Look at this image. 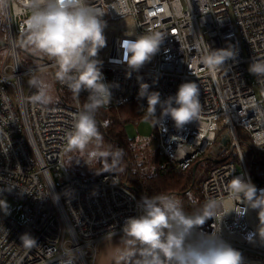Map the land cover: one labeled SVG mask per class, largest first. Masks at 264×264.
<instances>
[{
    "label": "built area",
    "instance_id": "1",
    "mask_svg": "<svg viewBox=\"0 0 264 264\" xmlns=\"http://www.w3.org/2000/svg\"><path fill=\"white\" fill-rule=\"evenodd\" d=\"M92 2L105 11L107 24V43L97 56L101 71L111 72L107 106L136 102L145 114L147 98L139 97L140 83H147L149 92H159L161 101L174 96L180 84L197 83L199 119L180 129L171 117L156 125L165 156L162 171L185 172L214 146L217 153L211 156L219 161L213 160L202 184L205 201L223 202L221 212L235 206L247 210L221 219L217 215L197 231L211 234L219 229L218 235L241 252L243 264H264L258 210L232 200L230 191L237 176L250 180L258 195L264 190L254 179L238 136L240 128L251 137L253 153L264 152V82L248 71L252 61H264V0ZM27 16L23 0H10L8 16L0 18V39L6 42L0 46V203L5 196L17 200L25 216L20 222L0 207V264H59L70 248L77 256L75 264H95L103 243L123 234L125 220L140 214L141 198L117 173L86 179L69 172L65 136L88 92L82 91L73 103L64 98L46 106L31 102L35 89L28 85L30 76L46 70L55 76L56 68L27 44ZM149 30L164 32L165 39L150 62L131 71L121 43ZM129 31L134 34L126 36ZM205 43L211 50L231 46L236 55L212 73L200 59ZM223 137L230 138L228 144ZM54 195L59 196L56 202ZM25 233L36 239V247H23L20 237Z\"/></svg>",
    "mask_w": 264,
    "mask_h": 264
},
{
    "label": "clouds",
    "instance_id": "2",
    "mask_svg": "<svg viewBox=\"0 0 264 264\" xmlns=\"http://www.w3.org/2000/svg\"><path fill=\"white\" fill-rule=\"evenodd\" d=\"M23 5L28 12L26 42L33 53L54 62L55 80L65 85L74 97L78 98L82 91L88 92L86 101L74 114L71 129L66 133L67 151L83 153L94 145L91 157L105 162L102 172L123 171L120 164L124 149L103 146V136L96 120L98 111L109 105L112 98V85L104 82L102 61L97 58L107 43L104 34L107 24L102 18L105 11L92 0H23ZM9 7L10 0H0V17L8 16ZM133 34L132 31L125 33L126 36ZM165 36L164 32L149 30L135 39L123 40L121 47L128 69L138 71L150 62ZM235 55L231 46L211 50L205 43L200 59L215 73ZM248 71L264 82V61H252ZM28 85L35 89L30 98L33 104L46 106L53 102L52 83L33 74ZM148 89L147 83H140L139 97H146L148 105L144 110L145 119H151L153 126L160 124L164 117H171L177 129L199 119L202 109L197 83L180 84L176 94L163 101L159 92H149ZM157 105L161 108L160 117L156 116ZM251 106L255 109V102ZM230 191L232 200L258 210V232L264 240V190L258 195L250 180L237 176L230 182ZM58 199V195L53 196L54 202ZM222 203L209 200L200 208L187 212L183 201L173 195L161 193L142 197L138 204L140 214L127 218L122 226L116 264H243L241 252L218 235L219 229L211 234L197 231L217 215L221 219L232 211L242 214L247 210L241 211L235 206L221 212ZM5 205L8 212L6 201ZM20 240L26 249L37 246L36 239L28 233L23 234ZM76 259V253L71 248L66 249L59 264H75Z\"/></svg>",
    "mask_w": 264,
    "mask_h": 264
},
{
    "label": "trees",
    "instance_id": "3",
    "mask_svg": "<svg viewBox=\"0 0 264 264\" xmlns=\"http://www.w3.org/2000/svg\"><path fill=\"white\" fill-rule=\"evenodd\" d=\"M143 115L145 114L139 111V106L136 102H130L122 106H105L96 114V120L103 136V142L113 147L124 149L125 155L120 164V168H122L123 171H117L116 173L120 175L122 180L126 182L140 198L164 193L180 198L187 212H192L200 208L206 201L202 194V185H197L194 175V165L199 162L201 158L194 161L185 172L176 168H168L162 171L160 165L164 162L165 156L158 145L157 148L162 151L163 158L157 153H152L151 162L156 164V168L150 169L149 166H146V168L152 170L153 173H151L150 170L145 171V163L139 161V159L142 154H149V147L138 146L139 142L132 139L127 131V125L132 122H137ZM155 134L158 139L157 128ZM71 153L72 152H69L67 157ZM87 156L90 157V155ZM259 163L261 170L260 172H256L253 169V176L256 182L264 184V154H261ZM214 165L215 163H213V166ZM199 166L198 164L197 169ZM93 169L97 170L98 167H93ZM91 173L92 171H89V173L77 171L76 175L90 179L100 174L91 175Z\"/></svg>",
    "mask_w": 264,
    "mask_h": 264
},
{
    "label": "rangeland",
    "instance_id": "4",
    "mask_svg": "<svg viewBox=\"0 0 264 264\" xmlns=\"http://www.w3.org/2000/svg\"><path fill=\"white\" fill-rule=\"evenodd\" d=\"M104 78H105V83L110 84L111 83V72L108 69H105L102 71ZM38 76L43 77L46 79L49 83H52L53 89L51 92V95L53 96V102L51 104H55L58 102L62 101V98L66 99L67 101L73 103L75 102V97L72 92L66 91L64 89H58L55 76L53 75L52 72L46 70L42 71L38 74ZM83 102L86 101L85 98L82 99ZM153 121L151 119H145V115L141 117L137 122H132L127 125V131L132 139H135L137 142H139L140 147H149L148 155L142 154L141 158L139 161L145 163V171H148L152 168H156V164L151 162L152 159V153H157L163 158V153L160 151L157 147L159 145V141L157 139V136L155 134L156 126H153ZM238 136L239 139L241 140V146L244 151V155L249 162V165L252 169V172L254 173L253 169L256 172H260L261 166H259V158L261 157V154L263 155L264 152H258L257 155L253 153V144L251 142V137L249 134L241 130L240 128L238 129ZM216 145V143H214ZM109 144L103 142V146L107 147ZM94 149V145H90L88 149L85 150V152L81 153L79 151L72 152L68 158H67V164L69 168V172L71 174H76L77 171H81L84 173H89V171H92L91 175H96L99 172L101 173L104 170V161L100 159H94L91 157V151ZM216 148L214 146L212 148H209L207 152L204 153L202 156L201 160L199 161V168L194 172V175L196 177L197 185H202L204 180L207 178L210 169L213 167V160H217L216 158H212V154H216L215 152ZM230 150L232 152L231 158L236 157V148L233 146V143L230 147ZM221 152V151H220ZM87 155H90L87 156ZM88 157V159H87ZM148 158V159H146ZM137 161V162H139ZM254 161V165H253ZM87 163V164H86ZM110 163V160L108 161ZM146 166L150 167V169L146 168ZM240 166V164H239ZM93 167L98 169H93ZM160 169L161 165H160ZM151 173H153L152 170H150ZM5 201L8 204V212H7V207L5 205ZM0 207L8 214L19 220L20 222H25V216L23 214L21 204L9 197L5 196L0 203ZM104 245V243H103ZM103 245L100 247V251L97 254V259L95 264H116V259L110 260L107 258H104V254L102 252L103 250Z\"/></svg>",
    "mask_w": 264,
    "mask_h": 264
},
{
    "label": "crops",
    "instance_id": "5",
    "mask_svg": "<svg viewBox=\"0 0 264 264\" xmlns=\"http://www.w3.org/2000/svg\"><path fill=\"white\" fill-rule=\"evenodd\" d=\"M122 235L123 234H120L118 236L110 238L104 243L103 250H102L104 254V258L114 261L115 256H116V249L118 246H120V238Z\"/></svg>",
    "mask_w": 264,
    "mask_h": 264
},
{
    "label": "water",
    "instance_id": "6",
    "mask_svg": "<svg viewBox=\"0 0 264 264\" xmlns=\"http://www.w3.org/2000/svg\"><path fill=\"white\" fill-rule=\"evenodd\" d=\"M5 44H6V42L4 40L0 39V46H4ZM229 140H230V138H226V137L222 138V141L224 142V144H228ZM217 161H219V160H217ZM198 164H199V162H197L194 165V172L196 171ZM101 173H102V175L107 174V172H101Z\"/></svg>",
    "mask_w": 264,
    "mask_h": 264
}]
</instances>
